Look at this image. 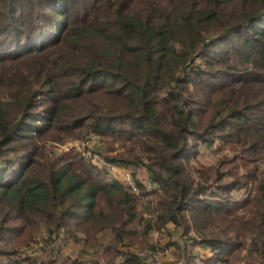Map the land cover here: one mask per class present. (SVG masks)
I'll return each instance as SVG.
<instances>
[{
	"label": "trees",
	"instance_id": "obj_1",
	"mask_svg": "<svg viewBox=\"0 0 264 264\" xmlns=\"http://www.w3.org/2000/svg\"><path fill=\"white\" fill-rule=\"evenodd\" d=\"M91 135L160 190L57 150ZM201 145L231 154L195 168ZM170 225L206 264H264V0H0V264H53L21 248L62 235L150 264L130 248Z\"/></svg>",
	"mask_w": 264,
	"mask_h": 264
},
{
	"label": "rangeland",
	"instance_id": "obj_2",
	"mask_svg": "<svg viewBox=\"0 0 264 264\" xmlns=\"http://www.w3.org/2000/svg\"><path fill=\"white\" fill-rule=\"evenodd\" d=\"M38 103L36 109H39L42 105H44L43 100ZM114 142V146L120 152L122 151L121 142L110 140L108 137H100L97 135H91L89 138L82 140H70L63 145L56 144L57 150L59 152H66L71 149H75L78 152H81L83 156L89 161H91L98 165L101 169L107 170L109 164L104 160L107 155L113 156L116 155L115 152H110L108 150V143ZM217 145V142L215 143ZM217 147L209 148L206 146H200V155L198 158L193 159L189 165L197 168L198 166L211 167L217 166L219 161L225 154H229L226 151L223 154H218L216 150ZM231 154V153H230ZM229 154V155H230ZM232 157V156H229ZM241 162H239L240 164ZM119 166V165H118ZM122 170H132L135 172V178H142L147 175V169L145 167H135V166H119ZM230 166L226 165L225 169H229ZM109 173L110 179H117L124 184L126 183L122 177L123 171L119 173V175H115L113 173ZM229 179V178H227ZM245 190L233 192V195L236 197H241L245 194ZM154 197H149L144 199L147 202ZM105 202L103 200L99 201V208L105 209ZM142 212H144V208H140ZM145 218L149 219V215L145 213ZM47 237V236H46ZM195 236L190 234L185 237L180 230L174 228L173 225L169 226L168 231L165 233L154 232L151 236V247H148L146 250L149 251L147 255L153 256L150 260V264H206L205 260L212 255V251L209 248L203 247L201 244L193 245L192 238ZM112 238V235L109 231H106L101 234L99 240L101 243H106L109 239ZM40 239V240H39ZM36 243L32 244L29 248L22 247L21 252L23 256H32L33 258H38L41 260L51 261L53 264H83L87 261H90L93 257L95 249H92L90 246H85L82 242H76L75 240H66V237L59 236L56 237L54 245H47L46 242L41 241L42 237H40ZM169 243H174L173 245H169ZM102 250V246H100ZM126 249V248H125ZM138 246H132L130 251L138 253L141 252L142 249ZM53 250V251H52ZM151 250V251H150ZM51 252V253H50ZM101 257V255H99ZM104 261V256L101 257Z\"/></svg>",
	"mask_w": 264,
	"mask_h": 264
},
{
	"label": "built area",
	"instance_id": "obj_3",
	"mask_svg": "<svg viewBox=\"0 0 264 264\" xmlns=\"http://www.w3.org/2000/svg\"><path fill=\"white\" fill-rule=\"evenodd\" d=\"M107 170L110 173H113L115 175H119V173L121 171H123L122 177H123L124 181L126 182L124 185L127 186L128 188H130L132 190V192L135 193V194H139L140 193V189H139V186L137 185V182L142 183L143 186L148 191H158V190H160V185L157 182H155L154 180H152L151 175H150L149 172H147V175L142 177V178H138V177L135 178V172L134 171L126 170V169L122 170L121 167H119L118 165H115V164H109V166L107 167ZM145 253H146V256H149V255H147L149 253L148 250H144V251L138 252V254L140 256H142V257H146ZM152 258H153V256H149L150 260ZM179 264H182V263H179Z\"/></svg>",
	"mask_w": 264,
	"mask_h": 264
}]
</instances>
